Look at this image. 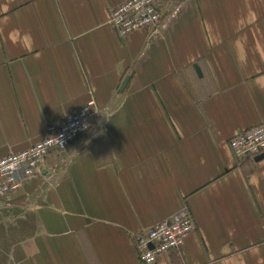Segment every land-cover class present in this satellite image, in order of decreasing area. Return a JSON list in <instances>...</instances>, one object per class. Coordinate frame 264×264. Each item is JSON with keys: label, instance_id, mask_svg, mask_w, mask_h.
Instances as JSON below:
<instances>
[{"label": "crops", "instance_id": "obj_1", "mask_svg": "<svg viewBox=\"0 0 264 264\" xmlns=\"http://www.w3.org/2000/svg\"><path fill=\"white\" fill-rule=\"evenodd\" d=\"M123 1L0 0V159L99 109L0 199L6 264H144L135 235L182 210L196 228L155 264H264V158L229 143L264 122V0H160L126 39Z\"/></svg>", "mask_w": 264, "mask_h": 264}, {"label": "built area", "instance_id": "obj_2", "mask_svg": "<svg viewBox=\"0 0 264 264\" xmlns=\"http://www.w3.org/2000/svg\"><path fill=\"white\" fill-rule=\"evenodd\" d=\"M180 3L184 0H172ZM160 0H126L112 9L110 24L122 39L140 30L157 28L162 22ZM94 99L71 115L49 125L42 140L18 153L0 159V199L20 189L25 180L40 175L43 162L52 152L68 149L72 143L89 133L95 125L99 109ZM234 156L256 158L264 154V122L240 131L230 140ZM196 228L190 212L182 210L138 232L133 239L144 264H155L161 255L178 252Z\"/></svg>", "mask_w": 264, "mask_h": 264}, {"label": "rangeland", "instance_id": "obj_3", "mask_svg": "<svg viewBox=\"0 0 264 264\" xmlns=\"http://www.w3.org/2000/svg\"><path fill=\"white\" fill-rule=\"evenodd\" d=\"M14 216H8L4 214V209L0 207V264H6L7 260V252H9V246L10 243H12L15 239V236L9 234L8 231H6L5 227H3L2 224L9 222L11 219L15 221L13 218ZM19 221V220H18Z\"/></svg>", "mask_w": 264, "mask_h": 264}, {"label": "water", "instance_id": "obj_4", "mask_svg": "<svg viewBox=\"0 0 264 264\" xmlns=\"http://www.w3.org/2000/svg\"><path fill=\"white\" fill-rule=\"evenodd\" d=\"M127 80H129V78L127 77L126 78V80H124V83H123V85H122V88L121 89H124V87L126 86V84H127ZM264 158V154H261L260 156H258L256 159L257 160H261V159H263Z\"/></svg>", "mask_w": 264, "mask_h": 264}]
</instances>
